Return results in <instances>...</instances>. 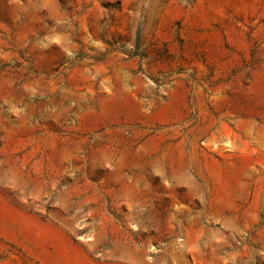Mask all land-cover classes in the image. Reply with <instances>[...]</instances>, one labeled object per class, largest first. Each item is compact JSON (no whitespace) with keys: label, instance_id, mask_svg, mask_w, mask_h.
Masks as SVG:
<instances>
[{"label":"rangeland","instance_id":"374dc122","mask_svg":"<svg viewBox=\"0 0 264 264\" xmlns=\"http://www.w3.org/2000/svg\"><path fill=\"white\" fill-rule=\"evenodd\" d=\"M0 264H264V0H0Z\"/></svg>","mask_w":264,"mask_h":264}]
</instances>
